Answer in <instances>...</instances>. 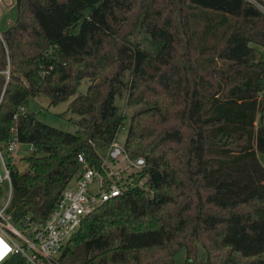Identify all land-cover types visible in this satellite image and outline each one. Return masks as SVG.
<instances>
[{
    "label": "trees",
    "instance_id": "obj_1",
    "mask_svg": "<svg viewBox=\"0 0 264 264\" xmlns=\"http://www.w3.org/2000/svg\"><path fill=\"white\" fill-rule=\"evenodd\" d=\"M0 30V148L15 222L45 220L82 166L138 106L125 147L146 160L134 187L82 221L62 264H264V0H15ZM143 31L145 45L136 35ZM129 75L126 76V73ZM71 99V132L29 100ZM25 107V110H21ZM31 146L21 170L11 138ZM199 245L206 250L198 258ZM3 264H27L14 255Z\"/></svg>",
    "mask_w": 264,
    "mask_h": 264
},
{
    "label": "built area",
    "instance_id": "obj_2",
    "mask_svg": "<svg viewBox=\"0 0 264 264\" xmlns=\"http://www.w3.org/2000/svg\"><path fill=\"white\" fill-rule=\"evenodd\" d=\"M20 143L16 136L9 141L8 151L14 160ZM104 150V154L99 152L98 162H89L82 153L78 155L82 164L78 175L67 184L56 209L45 220L23 218L15 222L8 211L13 196L10 168L0 148L4 167V171L0 170V198L3 184L7 182L9 186L0 207V264L14 255H20L27 264H62L60 256L65 244L89 213L131 188L149 189L144 157L132 158L125 143L116 139Z\"/></svg>",
    "mask_w": 264,
    "mask_h": 264
},
{
    "label": "rangeland",
    "instance_id": "obj_3",
    "mask_svg": "<svg viewBox=\"0 0 264 264\" xmlns=\"http://www.w3.org/2000/svg\"><path fill=\"white\" fill-rule=\"evenodd\" d=\"M14 3V4H13ZM17 17V7L15 5V1L13 0H5V2L0 3V30H3L7 28L10 24H12ZM136 38L141 39L145 45H149L152 48V45L150 44V40L148 36L145 34V32L140 31ZM129 75V73H126V76ZM89 84L88 79H83L78 87V90L76 94L67 99L64 100L56 105L50 104V101L47 96L40 94L36 97H33L29 100L27 104V108L29 110H35L41 112L42 119L56 127H59L63 130L74 132L78 128L77 120L81 118V115L72 112L70 110L69 105L72 98H74L77 95H80L82 93H85L87 91V87ZM116 103L119 106L120 112L123 113L126 116V120L124 123V126L120 129V131L117 134L116 140L120 143H124L127 137V130L128 125L131 120L132 114L137 110L138 106H133L127 103V94H124L122 96H118L116 98ZM30 145L28 143H20L18 153L15 157L16 165L21 170H24L27 167V163L23 159V156H25L28 152H30ZM102 154L105 153V150L100 151ZM260 160L264 164V154H259ZM0 170L4 171L3 164L0 159ZM75 180V178H74ZM3 196L0 198V207L3 204L5 200V194L9 191L8 183L3 184ZM206 257V250L204 246L199 245V252H198V258L205 259ZM187 253L186 249L182 248L178 253L176 254V260L175 264H187Z\"/></svg>",
    "mask_w": 264,
    "mask_h": 264
},
{
    "label": "crops",
    "instance_id": "obj_4",
    "mask_svg": "<svg viewBox=\"0 0 264 264\" xmlns=\"http://www.w3.org/2000/svg\"><path fill=\"white\" fill-rule=\"evenodd\" d=\"M14 4V3H13ZM31 147V146H30Z\"/></svg>",
    "mask_w": 264,
    "mask_h": 264
}]
</instances>
